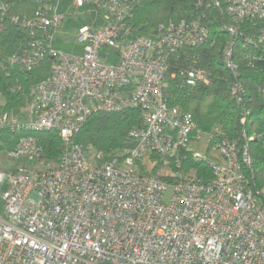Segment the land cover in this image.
Instances as JSON below:
<instances>
[{
  "label": "built area",
  "instance_id": "1",
  "mask_svg": "<svg viewBox=\"0 0 264 264\" xmlns=\"http://www.w3.org/2000/svg\"><path fill=\"white\" fill-rule=\"evenodd\" d=\"M130 1L73 0L91 3L103 21L79 28L80 53L49 49L50 74L31 88L26 122L0 112V127L56 130L64 145L47 158L37 137L24 134L3 152L12 164L0 167V264H264V186L252 189L242 172L251 162L248 143L219 127L199 129L165 97L168 57L206 41L208 27L200 19L169 20L134 35ZM192 1L229 18L222 26L229 36L222 60L239 99L244 89L233 43L246 21L264 20V0ZM7 9L0 0V13ZM45 10L22 24L58 27L64 15L53 6ZM246 41L264 49V26ZM32 52L12 61L30 68L41 55ZM111 56L116 63L107 62ZM185 79L190 86L208 81L200 68L187 69ZM131 107L140 110L141 124L130 132L135 145L120 156L99 161L74 141L91 113ZM199 142L211 154L193 148ZM186 150L194 159L210 158V177L177 170L164 177L138 167L153 155L179 162Z\"/></svg>",
  "mask_w": 264,
  "mask_h": 264
},
{
  "label": "trees",
  "instance_id": "2",
  "mask_svg": "<svg viewBox=\"0 0 264 264\" xmlns=\"http://www.w3.org/2000/svg\"><path fill=\"white\" fill-rule=\"evenodd\" d=\"M5 1L8 9L4 14L0 13V96L3 98L0 112L24 106L31 88L48 78L53 60L49 39L55 30L39 23L22 24L25 19L33 20L39 9L53 6L52 0ZM130 3L127 19L134 35L150 33L156 25L169 20L200 19L208 27L206 41L180 47L168 57L166 100L170 106L190 114L199 129L207 131L219 127L227 137L237 138L240 144L248 143L251 162L249 166L243 165L242 172L252 189L263 187L264 68H255L253 58L262 56L264 49L255 41L247 42L246 38L256 39L264 20L246 21L233 43L237 80L244 89L237 99L231 93L233 73L222 60V49L229 39L222 28L224 23H229L227 16L216 8L197 7L192 0H131ZM45 11L52 12L49 8ZM35 50L41 55L30 68L12 61L15 56L32 54ZM189 68L203 69L208 81L188 85L185 76ZM242 117H245V122L240 121ZM140 124V110L135 107L95 111L75 133L74 141L94 159L108 160L121 155L122 149L135 145L136 139L130 132ZM243 132L247 136L254 132L257 137L248 140L243 137ZM24 134L37 137L47 158H55L63 149L56 130L12 129L5 125L0 127V152L13 149ZM179 156V165L193 170L203 179L210 177L209 157L194 159L189 150ZM146 163L147 158L139 169L150 172ZM175 168L182 170L180 166Z\"/></svg>",
  "mask_w": 264,
  "mask_h": 264
},
{
  "label": "rangeland",
  "instance_id": "3",
  "mask_svg": "<svg viewBox=\"0 0 264 264\" xmlns=\"http://www.w3.org/2000/svg\"><path fill=\"white\" fill-rule=\"evenodd\" d=\"M53 8L55 13L63 14L64 18L60 25L55 28L54 32L50 38V45L52 48L60 52H70L78 54L81 52L79 43L76 40L79 28L83 25L98 26L103 21L102 14L98 13L92 6L91 3L76 6L73 0H52ZM108 63H116L117 56L108 57ZM3 102V98L0 96V104ZM10 111V110H8ZM19 118V121H27L25 109L22 107L20 109L12 110ZM23 113V115H22ZM194 147L198 149L201 153L211 154V152L206 150L204 142L194 143ZM192 145V146H193ZM208 157V156H205ZM147 158L146 169L150 168L151 173L160 174L162 176H168L171 171L176 172L182 171L183 174H195L193 170L186 169V167L180 166L179 170L177 167V162L175 160L165 158L160 159L159 157L146 156L141 161L139 165L142 164V161ZM210 159V158H209ZM173 162V164H172ZM12 163H9V160L4 155L3 152H0V165L5 167H10ZM158 165V166H156ZM139 167V166H138ZM140 168V167H139ZM181 173V172H180ZM196 175V174H195ZM197 176V175H196Z\"/></svg>",
  "mask_w": 264,
  "mask_h": 264
},
{
  "label": "crops",
  "instance_id": "4",
  "mask_svg": "<svg viewBox=\"0 0 264 264\" xmlns=\"http://www.w3.org/2000/svg\"><path fill=\"white\" fill-rule=\"evenodd\" d=\"M253 65H254V67L255 68H257V69H263L264 68V54L262 55V56H257V57H254L253 58ZM262 91H263V93H264V86L262 87ZM24 108V106H21V107H19V108H14L13 110H16V109H20V108ZM11 112H12V110H10ZM263 137H264V135H263ZM0 167L1 168H3L4 166H1L0 165ZM6 168V167H5Z\"/></svg>",
  "mask_w": 264,
  "mask_h": 264
}]
</instances>
